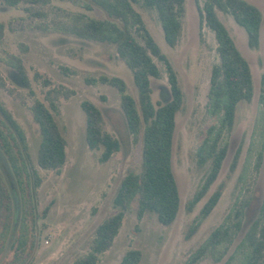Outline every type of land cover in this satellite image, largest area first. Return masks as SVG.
<instances>
[{"label": "rangeland", "instance_id": "374dc122", "mask_svg": "<svg viewBox=\"0 0 264 264\" xmlns=\"http://www.w3.org/2000/svg\"><path fill=\"white\" fill-rule=\"evenodd\" d=\"M246 1L258 7L263 14L259 49L249 47L246 31L231 16L219 13V17L250 64L254 98L251 103L239 104L229 152L219 178L191 213L187 210L188 202L208 172V167L198 165L196 151L199 138L209 125L208 92L212 68L219 61L217 43L207 27L201 28L194 0L186 1L182 37L176 48L166 44L156 12L136 6L177 71L184 93L185 103L177 116L173 150V168L181 195V209L176 222L165 227L152 213L139 220L135 202L113 247L101 257L100 264H121L123 257L131 250L142 253L141 264H186L211 232L223 223L240 197L248 205L242 232L228 255L221 263L215 262L211 255L197 263L226 264L258 217L264 204V120L261 119L264 107L259 101L264 72V0ZM27 8L30 5L21 4L18 8H11L0 2V23L6 26L4 39L0 43V104L25 132L30 154L29 169L17 154L13 158V165L6 163L9 168L8 184L13 187L15 184L18 188L14 187L13 193L17 210L16 235L22 226L27 227L36 239L35 251L30 253L31 257L27 260L24 255L21 256L22 261L73 264L89 251L98 226L116 213L113 201L123 179L130 172L139 173L142 168L143 144H134L128 133L120 92L108 85H89L86 79L102 75L121 78L137 102L138 92L132 73L118 57L114 46L79 39L55 30L58 24L70 23L68 16L78 13L104 19L106 15L101 10L88 11L68 0H52L51 6L31 7L32 12H40L45 15L44 18L29 16ZM10 55L23 61L31 89L22 85L19 74L7 64ZM157 63L163 76L152 80L153 102L156 105L167 103L171 97L165 68ZM62 68L67 69V73ZM36 75L41 78L36 80ZM44 80L51 81L53 87L64 86L75 91L70 99H61L59 112L55 113L67 140V162L60 174L38 166L41 134L31 108L35 99L48 105L45 100L48 89L44 87ZM85 100L101 109L105 117V130L121 143V150L107 163L100 162L103 150L93 151L87 144L86 116L81 108ZM239 148H242L239 164L236 171L231 172ZM260 153L263 162L256 172L254 164ZM242 174H246L247 178L239 184ZM33 176L39 179L37 188L33 187ZM220 186H224V192L218 205L199 231L188 238L189 229L201 208ZM21 201L26 203L25 208ZM6 244L7 236L0 227V264H9L14 260V252L9 253L4 261L1 260Z\"/></svg>", "mask_w": 264, "mask_h": 264}, {"label": "trees", "instance_id": "16d2710c", "mask_svg": "<svg viewBox=\"0 0 264 264\" xmlns=\"http://www.w3.org/2000/svg\"><path fill=\"white\" fill-rule=\"evenodd\" d=\"M68 1L81 5L88 11L99 9L106 17L97 19L81 13L74 14L67 17L70 23L58 24L55 30L79 39L114 46L118 57L132 73L138 92L137 102L121 78L102 75L99 78L86 79L89 85H108L120 92L121 109L128 133L134 144L140 142L143 144L141 171L130 172L123 179L113 201L116 213L98 226L87 254L73 263L100 264L101 257L113 247L126 215L135 202L138 205L139 220L147 213H152L165 227L176 222L181 209V195L173 168V150L177 116L185 103L184 93L177 71L149 31L136 6L156 12L166 44L170 48H176L182 37L187 0ZM194 1L201 28L207 27L215 36L219 61L213 66L210 78L207 103L209 125L202 132L196 151L198 165L202 168L208 167V172L188 202L189 213L195 210L217 182L229 152L237 108L242 102L251 103L255 93L250 64L238 49L219 13L231 16L235 23L246 31L251 49H259L263 25V14L260 9L246 0ZM0 2L11 8H18L21 4L30 5V8L26 9L29 16L44 18V14L32 12L31 7L52 5V0H0ZM5 29L6 26L0 23V43L4 39ZM157 62L165 68L171 93L167 103L158 105L153 102L152 80L161 79L163 74ZM7 64L19 74L22 85L31 89V81L23 61L10 55ZM62 70L67 73V69ZM35 78L39 80L41 77L36 75ZM43 83L48 89L45 93L48 105L35 99L31 108L41 134L38 166L43 170L60 174L67 162V140L56 121L55 113L59 112L61 99H70L75 95V91L64 86L53 87L49 80H44ZM259 101L264 107V72L261 77ZM81 108L86 116L87 144L93 151L103 150L100 162L107 163L121 150V143L105 130V117L97 105L85 100ZM261 119L264 120V110ZM241 151L242 148H239L234 157L231 172H235L238 167ZM16 154L29 169L30 154L25 132L11 113L0 104V227L7 236L1 260L4 261L9 253L14 252V260L9 264H33L24 262L25 259L22 261L21 256L24 255L26 260L31 257L30 253L35 251L36 239L27 227L21 226L18 236L16 235L17 210L13 193L14 187L18 188L15 184L14 187L8 184L7 178L9 169L7 164L13 165ZM262 162L263 155L260 153L254 164L256 172L260 170ZM246 178L247 175L242 174L239 184L245 182ZM32 180L33 187H39L37 176H33ZM223 192L224 186H220L206 201L189 229L188 238L194 236L212 214ZM21 202L25 208L26 203ZM247 205L248 202L239 197L223 223L211 232L186 264H197L207 255L213 256L215 262L221 263L242 232ZM142 259L140 251L131 250L123 257L121 264H141ZM233 262L264 264V204L226 264Z\"/></svg>", "mask_w": 264, "mask_h": 264}]
</instances>
